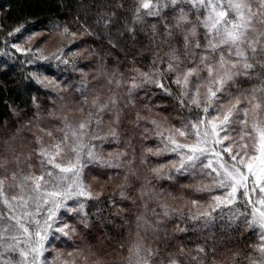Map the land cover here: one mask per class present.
<instances>
[{
  "label": "snow or ice",
  "instance_id": "obj_1",
  "mask_svg": "<svg viewBox=\"0 0 264 264\" xmlns=\"http://www.w3.org/2000/svg\"><path fill=\"white\" fill-rule=\"evenodd\" d=\"M133 5V25L143 23L142 10L157 18L158 23L150 26L151 43L154 49L167 48V52L160 56V52L154 50L148 71L135 67L130 70L125 107L135 108L139 91L147 90L150 86L172 96V90L164 81L175 77L171 83L179 89L180 110H187L191 119L182 121L180 127L163 129L157 120H146L137 112L135 120L130 123L135 128H139L142 121L150 123L163 144V150L179 154V166H172L176 173H191L195 177L199 170V175L211 181L197 187L198 192L211 195L207 209L196 214L190 212L189 219L208 226L215 223L217 210L223 213L225 208L241 207V198H244L245 206H253L251 219L245 212L231 211L228 219L230 224L244 220L249 230L260 229L259 243L252 246L253 251L247 260L248 264H264V0H163V5L157 0L155 11L150 0H133ZM170 6L174 10L171 20L162 15L163 9ZM4 20L5 17L0 16V39L7 54L10 41L22 36L27 28L22 23L10 26L9 30L2 22ZM115 21V11L101 12L97 15L96 26L110 29ZM51 27L59 41L55 51L47 55L44 54L45 49L37 47L35 43L36 38L45 33H30L20 42L10 44L15 53L25 57L22 64L54 61L57 67L63 65L75 71L79 69L82 57L99 58L101 62L97 64V75L107 77L108 83H114L117 88L123 85V73H119L118 69H113L111 73L107 71L104 63L107 54L101 55L99 50L91 47L78 48L77 42L82 36L94 35L91 26L81 25L80 33L72 31L69 25L56 23ZM125 27L128 28L127 21ZM128 31L134 33V26ZM54 33L49 30L47 35L52 37ZM109 44L113 48L117 46L111 39ZM82 76L86 74L82 73ZM241 77L259 81L260 86L236 95L232 93L231 86L237 84ZM27 78L35 80L45 89L53 90L58 99H62V91L75 89L82 97L78 111L83 114L84 106H88L89 111L76 123L67 115L57 116L55 107L49 110V117L63 124L60 129L62 138H54L51 130L37 129L38 133L53 140V143L46 144L42 135L35 136L40 157L38 175L35 172L24 174L19 155H13L11 161L0 158V168L5 172L4 176H0V204L4 208V211H0V264H49L45 258L48 245L54 240L72 241V235L77 232L75 226L62 222L60 217L64 213L78 214L80 224L87 229L89 218L85 211L86 203L99 199L102 194L94 191L86 182V169L90 165L114 170L126 168L128 166L124 161L129 152L132 155L129 166L135 161L134 136L124 141V150L110 152L107 157L102 151H97V143L103 145L112 141L119 145L122 142L119 130L121 110L115 95L107 100L95 96L89 105L87 79H81L65 89L62 82L40 72L30 73ZM148 98L146 94L144 99ZM109 111H112L113 119L107 124V131H104L103 116ZM34 119L39 121L41 117L37 115ZM149 130L144 128V133ZM19 131L17 129L16 134ZM142 139L146 140L147 136H142ZM189 140L192 142H187ZM8 143L5 141V145ZM161 151L159 145L155 150L144 148L141 163L147 164L148 154L159 156ZM9 163L15 165L17 170L9 173ZM151 172L156 179L164 178L160 168H152ZM130 175L135 176L136 173L129 168L123 177L125 183L117 186L121 200L129 199L125 189L130 187L127 183ZM167 178L172 179L171 169ZM101 187L103 189V185ZM9 192L17 194L9 197ZM139 192L142 198L146 194L150 197L163 195L155 190L146 193L144 188ZM216 192L220 194H213ZM254 195L259 196L258 201L252 199ZM191 203L198 205L196 200ZM257 203L260 209L256 208ZM160 207L162 214L153 210L154 216H160L154 228L142 216L137 217L138 226L143 221L146 231L152 228L157 233L165 229L170 216L183 217L180 209L163 202ZM206 246L207 241L205 245H197L196 255L181 248L179 256H190L193 264H207L203 259L207 254ZM88 251L91 252V246ZM159 255L160 249L151 248L138 232L137 242L128 249L127 260L113 264H157ZM77 257L84 264H90L84 250L79 248L59 253L52 264H78ZM91 264L105 262L98 259ZM160 264H163L162 260ZM168 264L181 262L170 253ZM212 264L217 262L213 260Z\"/></svg>",
  "mask_w": 264,
  "mask_h": 264
},
{
  "label": "trees",
  "instance_id": "obj_2",
  "mask_svg": "<svg viewBox=\"0 0 264 264\" xmlns=\"http://www.w3.org/2000/svg\"><path fill=\"white\" fill-rule=\"evenodd\" d=\"M150 3L153 6L152 10L155 11L157 0H150ZM160 3L163 5V0H160ZM117 5H122V7L117 8ZM112 11L116 12V21L113 26L110 29H104L102 26L97 27V15L101 12L110 13ZM133 11V0H0V16L5 17V20L2 21L5 27L10 30V26L15 27L23 23L27 28L22 36L10 41V44L20 42L30 33H45L36 38V46L48 38L53 40L54 38L49 37L47 32L51 30L54 33L51 26L56 23L61 26L69 25L71 30L77 33L82 32L81 25L91 26L94 35L82 36L77 42L78 48L83 50L91 47L99 50L101 55L107 54L106 61H104L107 71L111 73L113 69H118L119 73L124 74V83L117 88L114 83H108L107 77L97 75V64L101 62L99 58L82 57L79 69L75 71L71 67L65 68L63 65L57 67L54 61L38 62L32 65L22 64L25 57L15 53L10 48V44L6 54L3 51V40L0 39V158L11 161L13 155H19L21 158L20 168L23 172H25L24 167L27 163L30 164V160L34 161L32 168L39 170L40 160L35 136L42 135L46 143L50 138L43 133H38L37 129L52 130V126L56 125L58 130L55 137L62 138L60 129L63 124L58 119L49 117V110L55 107L57 116L67 115L72 121L77 119V115L72 116L68 111L67 113L59 112L60 108L64 109L68 106L73 110H78L82 97L76 93L75 89L62 91L60 93L62 99H58L53 90L45 89L35 80L28 79L30 73L46 74L50 78L62 82L65 89L68 85L78 83L81 79H87L89 105L95 96L107 100L110 96L115 95L121 110L119 130L122 142L119 145L112 141H107L103 145L97 143L99 150L102 149V152L124 150L126 147L124 141L134 136L132 143L135 147V161L129 166V161L132 160L131 152H129L128 158L124 161V164L128 166L126 168L114 170L98 165H90L87 168L88 181H91L95 191L102 192L99 199L89 200L86 203L85 211L88 214L89 227L85 229L80 224V215L78 214L66 216L67 222L75 226L77 232L72 235V241L55 242V248L64 252L79 248L84 250L90 264L98 259L103 260L105 264H113V262L127 260L128 249L137 242V233L139 232L140 237L151 248L158 247L160 249L157 264H160L161 260L163 264H168L170 253L174 254L181 264H193L190 256H179L180 249L183 248L185 252L196 255L197 245H205L206 241L207 254L203 256V259L207 264H212L213 260L217 264H248L247 256L252 253V246L258 244V233L255 228L249 230L244 220L230 224L228 219L230 211L245 212L250 219L244 205L241 204V207L236 209L225 208L223 213L217 210L215 223L208 226H205L203 222H194L189 219L190 212L196 214L191 201L207 199L208 193L198 192L197 187L206 184V182L209 183L210 180L199 175V170L195 177L191 173H176L172 167L173 163H170L173 161V157L169 152L163 150V144L156 135L153 126L142 121L140 127L135 128L130 123L135 120L137 112L146 120L155 119L158 123H160V119L157 115L160 114L163 118L161 120L164 122L161 124L163 129L165 126L180 127L182 121L188 122L191 119L187 110L183 112L180 110L179 89L174 83H171L175 77H169L164 81V84L172 90V96L166 95L160 88L150 86L147 90L139 91L136 96L135 108L125 107L130 70L135 67L148 71L151 68L153 51H159L160 56H164L167 52V48L154 49L151 43L150 26L158 23L157 18L149 16L147 10H142L143 23L133 25ZM173 14L174 10L171 6L163 9L162 15L168 17L169 20ZM125 21H127L128 28L134 26V33L128 31ZM160 31L162 32L163 28ZM110 39L117 45L115 48L109 44ZM58 41L59 37L54 42L56 46H58ZM82 73L86 76H82ZM259 86V81L241 77L235 84L237 90L231 89V91L232 93L235 91L245 92ZM146 94L149 97L148 100L144 99ZM88 111V106H84L83 114L79 111L81 119ZM37 115L41 117L39 121L34 119ZM195 115L196 113L193 112V116ZM112 119V111L104 114V131H107L106 126ZM29 121H31L30 125ZM144 128L150 130L144 133ZM17 129H20L19 134H16ZM14 134L15 138L13 139ZM144 135L147 136L146 140L142 139ZM5 141H9L8 145H5ZM158 145L162 149L161 154L159 156L148 154L147 164H142L143 149L152 148L155 150ZM8 168L9 173L17 170L16 166L11 163ZM129 168L136 175H130L127 181L130 187L125 191L129 199L121 200L117 186L125 183L123 177ZM152 168H160L164 173V178L156 179L151 172ZM170 169L172 170V179L167 178ZM4 175V169L0 168V176ZM109 176L112 177L111 180H109ZM99 182L100 184L102 182L111 184H104L102 190L95 185ZM141 188H144L146 193L155 190L156 193L162 192L163 195L150 197L146 194L142 198L139 192ZM161 202L172 208L180 209L183 217L180 215L170 216L165 229L154 233L152 228L156 226L160 216H154L153 210L162 214ZM138 216L144 217V220L152 228L146 231L143 221L138 226ZM89 246H91V252L88 251ZM77 261L78 264H84L80 257H77Z\"/></svg>",
  "mask_w": 264,
  "mask_h": 264
},
{
  "label": "rangeland",
  "instance_id": "obj_3",
  "mask_svg": "<svg viewBox=\"0 0 264 264\" xmlns=\"http://www.w3.org/2000/svg\"><path fill=\"white\" fill-rule=\"evenodd\" d=\"M225 2H227V0H225ZM55 33L53 34V36H52V38H54L53 40H51V38H48V40H46V41H42L39 45H37V47H42V48H44L45 49V52H44V54L45 55H47V54H49V53H51V52H53V51H55V49H56V45H55V40H56V38H58V36H56V38H55ZM51 40V41H50ZM52 42V43H51ZM231 89H235V84L234 85H232L231 86ZM235 90H237V88L235 89ZM100 92H102L101 90H100ZM242 93H244L243 91H235L234 92V94H236V95H240V94H242ZM66 110V111H65ZM67 111H68V113L69 114H71L72 116H75V115H77V119L74 121V122H76V123H78L80 120H82L81 119V113L78 111V110H73L72 109V107H70V106H68V107H66V108H60L59 109V112L60 113H63V112H65V113H67ZM148 112H150L149 110H148ZM201 115H202V113H201ZM157 117L160 119V124H163L164 122L161 120V119H163L162 118V116L159 114V115H157ZM162 126V125H161ZM170 128H172V127H167V126H165L164 127V129H170ZM249 128H251V120L249 121ZM49 130V129H48ZM58 130V128H57V126L56 125H54V126H52V133H53V137L54 138H56L55 137V134H56V131ZM56 139H58V138H56ZM183 142V141H182ZM187 142H189V143H191L192 141L191 140H189V141H187ZM249 142H251V141H249ZM44 143H46V141L44 142ZM48 143H53V140L52 139H49L48 140ZM48 143H46V144H48ZM96 147H97V151H101V150H99V146L98 145H96ZM166 152H169L171 155H172V157H173V161H170V163L172 162L173 164H175L176 166H179V154H176V153H172L170 150H166ZM103 154H104V156L106 157L107 155H108V153H110V151H105V152H102ZM39 160H40V157H39ZM34 162V161H33ZM33 162H31V160H30V164H28L27 163V165L24 167V170H25V172H24V174H29L30 172H35V174H39L40 173V169L39 170H34L33 168H32V163ZM29 165H31V169L29 168ZM86 173H87V169H86ZM86 173H85V175H86ZM86 182L88 183V184H90L91 186H92V188H93V185H92V183H91V181L89 180L88 181V179H87V176H86ZM211 181H209V183H210ZM206 183H208V182H206ZM104 184L105 185H110L111 183H109V182H102L101 184H100V182L99 183H96L95 185H96V187H98L99 189H102V185H103V189H104ZM102 189V190H103ZM93 190L95 191V189L93 188ZM258 191V190H257ZM8 194V196L9 197H11L13 194H17V193H14V192H9V193H7ZM213 194H220L219 192H216V193H213ZM252 199L254 200V201H258L259 200V196L258 195H254L253 197H252ZM210 201H211V195H207V199L205 200V201H198V205H196V206H194V208H195V212L196 213H198V212H202V211H204L205 209H207V207H208V205H209V203H210ZM241 202H242V204L244 205V207L248 210V213H249V217H250V219H251V213H252V211H253V206L252 205H246L245 206V204H244V198H241ZM71 203V202H70ZM73 207H75V205L73 204L72 205ZM256 208L257 209H260V205L257 203L256 204ZM0 211H4V208H3V205L1 204V208H0ZM69 214H67V213H64L61 217H60V219H61V221L62 222H64V223H68L67 222V220H66V216H68ZM69 224V223H68ZM256 229V231H257V233H258V236H259V240H260V229L259 228H255ZM259 240H258V243H259ZM55 242H57V241H53V243L52 244H50V245H48V252H46L45 253V258H46V260L49 262V264H52V262H53V260H54V258L55 257H57V255L59 254V253H61V252H64V251H59V250H57L56 248H55ZM64 253H66V252H64ZM16 259H19V257H16Z\"/></svg>",
  "mask_w": 264,
  "mask_h": 264
}]
</instances>
